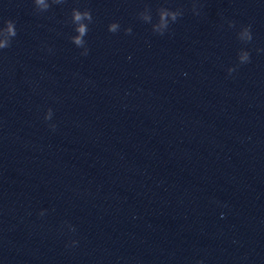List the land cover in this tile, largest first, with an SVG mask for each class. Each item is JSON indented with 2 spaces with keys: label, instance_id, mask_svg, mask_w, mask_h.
I'll return each instance as SVG.
<instances>
[{
  "label": "water",
  "instance_id": "95a60500",
  "mask_svg": "<svg viewBox=\"0 0 264 264\" xmlns=\"http://www.w3.org/2000/svg\"><path fill=\"white\" fill-rule=\"evenodd\" d=\"M166 2L184 15L161 36L136 13ZM195 2L0 0L17 27L0 50V264H264V0ZM74 5L94 16L86 56ZM229 19L253 31L231 75Z\"/></svg>",
  "mask_w": 264,
  "mask_h": 264
},
{
  "label": "clouds",
  "instance_id": "9594fccd",
  "mask_svg": "<svg viewBox=\"0 0 264 264\" xmlns=\"http://www.w3.org/2000/svg\"><path fill=\"white\" fill-rule=\"evenodd\" d=\"M34 9L37 12H47L53 5H63L65 0H32ZM192 12L195 15H199V8L197 3L193 0ZM184 15L183 6L177 4L176 6H169V3H160L153 15L152 6L149 3H145L141 9L136 13L137 18L145 24H148L151 31L157 35H165L171 32V26L178 20V18ZM71 27V32L68 35V39L80 49V55L86 56L89 53L88 46V33L90 32V26L94 23V16L90 7L87 6H72L67 20L65 21ZM228 23L236 28L235 36L236 39L242 45L236 53L237 63L229 66V75L234 73L236 69L244 64L251 61V49L247 47L253 41V31L251 24H241L238 28L236 22L229 19ZM123 30L127 34H131L132 27L126 26L122 28L119 20H112L107 24V31L110 33H118ZM17 35L16 21L14 19H4L0 22V50L6 49L11 46L13 38ZM48 51L51 52L52 48L49 47ZM257 53H264V48L257 47ZM44 120L49 121L48 127L53 130L56 128L53 119V109L47 108L44 113ZM47 212V209H41L40 215L43 216ZM223 215V213H221ZM68 230L75 232V225L68 224ZM79 243L77 239H72L66 247L75 246ZM197 264H203L200 260Z\"/></svg>",
  "mask_w": 264,
  "mask_h": 264
}]
</instances>
